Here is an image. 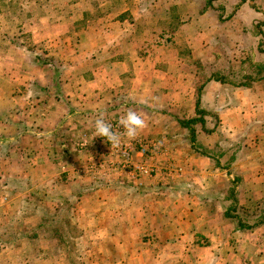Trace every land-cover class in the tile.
I'll use <instances>...</instances> for the list:
<instances>
[{
	"label": "rangeland",
	"instance_id": "rangeland-1",
	"mask_svg": "<svg viewBox=\"0 0 264 264\" xmlns=\"http://www.w3.org/2000/svg\"><path fill=\"white\" fill-rule=\"evenodd\" d=\"M113 9L119 16L112 15ZM203 9H211V14L204 19L207 23L204 28L202 20H197L186 35L179 33L181 26L192 20L190 13L198 16ZM165 12H169L168 17H165ZM176 31L179 34L175 40ZM176 41L182 46L177 44L174 50H169L170 47L168 50L161 49L176 44ZM186 41L194 44V56L190 57V50H186L188 48L183 44ZM262 41L264 0H0V154L5 158L0 160V264H96V260L106 264V258L102 256L106 253L105 238L99 237L104 243L96 253L93 250L96 244L91 242L93 239L89 241V238L84 237V229L78 225L81 212L76 203L83 200L79 198L81 195L78 196L81 193L77 192V185L87 187L89 184L94 186V182L102 184L106 177L115 174L113 172L128 173L133 180L150 178L159 172L155 155L161 147L158 140L142 138L138 134L134 140L122 137L119 146H113L105 138L93 137L94 122L101 115H94V120L87 115L89 118L83 125L91 123L93 133L86 128L87 132L82 131L76 134L77 137L70 136L73 141L75 137L77 141L82 139V144L64 148L70 153L67 163L71 168L73 165L79 168L71 173L67 169L62 172V158L55 155L53 169H50L43 162L46 147L37 137L36 140L32 138L30 134L33 132L27 128L28 122L32 125L33 116H18V110L34 107L38 109L35 120L44 117L39 109L44 108L42 103L47 100L44 92L48 84L50 87L52 83L51 77L44 73V63L55 64L57 73L76 74L74 81L81 75L84 79L79 82V86L86 87L91 80L93 66L73 62L90 57V54L102 55L101 51H97L99 48L92 50L93 45L98 43L99 47L106 45L104 48L107 53L102 57L103 61L111 56V51L115 58L125 57L126 54L135 58L124 85H134L133 78L142 69L145 81L138 77L136 84L139 89L146 84L155 89V70H164L167 68L162 67L164 61L181 53L182 58L189 56V63L193 64L189 75L192 72L198 76L195 82L197 98L204 85L208 84L206 79L214 73H220L229 79L228 85H224L232 104L242 97L244 100L247 98L241 92L230 94L233 90L247 87H239V84L249 82L255 87L259 98L255 96L253 99H257L258 112H262L260 116L264 118V78L261 79L264 68L261 74L258 70L259 65L264 64V54L258 48ZM157 56L162 59V64L160 60L156 63ZM63 81L64 76L62 79L59 76L56 83L61 84ZM217 90L213 89L208 98L210 108ZM29 95L34 97L28 99ZM200 105H203L202 102ZM209 110H204L207 128L199 121L192 124L197 131L195 144L191 145L187 128L180 125L187 133L184 136L188 142L186 146L203 155H212L219 160L221 168L229 170L232 177L225 183L227 193L223 201L227 211L231 210L232 205V200L227 199V196H230V189L235 188L239 207L263 218L264 176L253 181L250 187L248 182L244 184L238 167L245 154L243 145L238 141L242 136L241 127L247 119L243 117L236 126H228L217 112ZM197 111L195 118L200 119L201 115ZM172 116L177 117V122L192 119L186 116L180 118L181 115ZM228 119L225 116V121ZM105 121L110 122L107 119ZM17 124L20 125L18 130ZM233 127H238L240 131L234 132ZM123 132L121 128L117 133ZM22 139L24 143L31 144L32 151L37 153L36 159L31 161L35 162L31 163L34 166L31 168L32 173H35L32 186L24 177L26 173L20 170L26 166V162L19 161L18 157L10 159L13 148H17V154L28 152L21 144ZM125 145H128L127 148ZM125 149L131 153L128 161L123 155ZM253 149L260 157L264 156V150ZM251 152L248 147L247 153L251 155ZM141 165L153 167L152 175L139 173L136 167ZM245 166H248V162ZM254 166L264 173L263 161L260 160ZM76 171L80 172L74 179L73 173ZM54 173L58 175L54 176ZM85 176L92 177L94 182L91 183ZM247 186L251 189L248 190ZM27 188L31 189L29 193L24 191ZM262 228L257 237H241L238 251L231 256H228L230 252L237 249L233 243L236 240L221 237L224 242H232L224 248L227 264H264V226ZM206 243L205 240L202 242L203 245ZM250 247L252 253L248 252ZM234 255L239 256L236 259Z\"/></svg>",
	"mask_w": 264,
	"mask_h": 264
},
{
	"label": "crops",
	"instance_id": "crops-1",
	"mask_svg": "<svg viewBox=\"0 0 264 264\" xmlns=\"http://www.w3.org/2000/svg\"><path fill=\"white\" fill-rule=\"evenodd\" d=\"M111 12L113 16H119L115 9ZM190 14L192 20L184 23L179 33L186 35L197 20H202V28H204L207 24L204 19L211 14V9H203L197 14L198 16L194 13ZM164 15L168 17L169 12H165ZM175 33L176 40L179 33L178 31ZM177 44L182 46V43L176 41V44L172 43L161 49L168 50L170 47L169 50H174L177 47H173ZM183 44L188 48L186 50H190V57L194 56V44H189L187 41ZM104 47L106 45L99 47L96 43L92 50L99 48L97 51H101L102 55L90 54V57L75 59L73 62L93 66L91 80L86 87L79 86V82L84 79L81 75H78L74 81L76 74L57 73L55 64L44 63L42 67L45 71H43L46 76L51 77L52 82L44 92V97L47 99L42 103L44 108L39 109L44 117L36 121L34 116H37L38 109L34 107L18 110L19 117L26 114L33 116L32 125L28 122L27 128L33 132L30 136L35 137V140L37 137L46 147L43 152V162L53 169L52 165L56 160L54 156L62 158L63 160L60 159L62 169L65 170L62 172H66L67 169L71 173L79 168L76 165L70 167L67 163L70 153L64 148L82 142V139L76 140V134L87 132V129L93 133L91 123L88 126L83 125L89 118L87 115H90L92 120L95 119L94 115L97 117L102 115L106 117L105 120H110V124H115L128 111H134L145 120L146 126L139 132V136L158 140V145L161 147L155 155L159 162L157 166L159 172L155 176L133 180L128 173L113 172L115 174L106 177L102 184L94 182L92 177L85 176L91 180V183L94 182V186L77 185L76 190L81 193L77 194L81 195L79 198L83 200L82 203L79 201L76 203L77 209L81 212L78 225L84 229V237L89 238V241L93 239L91 242L96 244L95 249L93 248L96 253L101 250V244L106 243V253L102 255L106 258V264H227V252L224 253V248L232 242L229 240L224 242L221 237L236 240L233 243L237 249L230 252L228 256H231L238 251V246L242 243L241 237H257L264 225L241 230L236 227L235 222L226 219L223 201L226 199L227 191L224 186L232 175L229 170L219 166L216 158L189 149L186 146L187 139L184 138L187 133L176 121L177 117L172 115H181L180 118L183 116L195 118L197 101L200 98V104L201 102L203 104L200 108L217 112L221 116L220 119L222 118L228 126L229 124L236 126L239 120L246 118L241 131L238 127H233V131L239 130L242 135L238 143L243 145L245 154L238 167L241 169L244 184L248 182L251 187L253 181L264 176V173L260 170L259 172L254 166L260 160L264 162V156L260 157L253 149L255 147L257 150H264V118L260 116L262 112H258L257 99L256 102L253 99L255 96L258 97V91L254 86L233 90L230 94L241 92L247 98L244 100L242 97L232 104L227 98L229 95L225 92L226 84L207 78L208 84L204 85L201 95L197 98L195 82L198 76L192 72L189 75L193 64L189 63V56L182 58L181 53L176 57H170L163 64L159 56L155 57L156 63L160 60L162 67H167L164 70H155L153 79L157 83L155 89L150 88L148 84L139 89V85L136 84L138 77L139 80L145 81V76L141 74L142 69L135 74L134 85H124L127 72L131 69L135 58L129 54L115 58L111 51V56L103 61L102 57L107 53ZM59 76L61 79L64 76L61 84L56 83ZM213 89L218 90L214 93V102L210 108L208 98ZM29 96L28 99L34 97ZM30 102L34 101L30 100ZM225 116L229 117L226 121ZM204 119L205 126L208 121L205 116ZM255 125L256 127L253 128ZM33 126L34 130H32ZM19 128L20 125L17 124L16 130ZM70 136H76L74 138L76 141ZM23 139L21 144H24L26 147L24 149L28 152L17 154L15 152L17 148H13L10 159L18 157L19 161L26 162V166H22L20 170L26 173L24 177L32 186L34 180L32 176L35 173H32L31 168L34 166L31 163L35 164V162L31 161L36 159L37 153L32 151L33 146L24 143ZM190 142L193 145L191 139ZM248 147L252 151L251 155L247 153ZM33 150L37 151V149ZM0 160H5L2 154ZM246 162L248 166H245ZM78 172L80 171L73 173L74 179L77 178ZM54 174V176L58 175ZM51 178L47 180L50 181ZM250 187L248 190L251 189ZM24 191L29 193L31 189L27 188ZM11 203L12 201L9 205ZM99 237H104V242L100 241ZM203 239L207 242L206 245L202 244ZM248 252H253L251 247ZM241 254L243 256L244 253ZM234 256L237 259L239 255ZM129 259L131 260L127 261ZM96 262L100 264L99 261Z\"/></svg>",
	"mask_w": 264,
	"mask_h": 264
},
{
	"label": "trees",
	"instance_id": "trees-1",
	"mask_svg": "<svg viewBox=\"0 0 264 264\" xmlns=\"http://www.w3.org/2000/svg\"><path fill=\"white\" fill-rule=\"evenodd\" d=\"M263 43H264V41H262L258 45V48H259V51L264 54V48H263L264 44ZM263 68H264V64L261 63L259 65V68H258L259 74H261ZM262 78H264V76H262L261 79ZM210 80H215V81H218V82H221L223 84L228 85L227 81L229 79H227L224 75H222L220 73H214L210 77ZM238 86L239 87L240 86L250 87V86H252V84L249 82H243V83L239 84ZM197 108H198L197 112L200 113V115H201L200 119L192 118L190 120H179L180 125L182 127L187 128L193 144H195V140H196V129L194 127H192V124L196 123L198 121L205 123V119H203V118H204V115H206V113L203 109L200 108V98H198V101H197ZM202 154H204V153H202ZM206 155H208V154H206ZM208 156L215 158L212 155H208ZM217 162H219V160H217ZM235 194H237V191L235 190V188H231L230 189V196H227V199L230 198L232 200L231 210L225 211V217L233 220L236 223L237 227L241 230H250V229L260 227L261 225H264V216H263V218L258 217V215L254 216V215L250 214L249 211L244 210L242 207H239L238 201H237V199H235ZM262 206L264 207V201H263ZM242 209L244 211L243 213L240 212V210H242ZM258 218H260V219H258Z\"/></svg>",
	"mask_w": 264,
	"mask_h": 264
},
{
	"label": "clouds",
	"instance_id": "clouds-1",
	"mask_svg": "<svg viewBox=\"0 0 264 264\" xmlns=\"http://www.w3.org/2000/svg\"><path fill=\"white\" fill-rule=\"evenodd\" d=\"M120 126L124 129L122 134L113 130L110 123L106 122L103 116L98 117L94 122V136L105 138L111 145L119 146L122 137L128 140H134L139 132L146 126L145 120L141 115L134 111H128L119 121Z\"/></svg>",
	"mask_w": 264,
	"mask_h": 264
},
{
	"label": "built area",
	"instance_id": "built-area-1",
	"mask_svg": "<svg viewBox=\"0 0 264 264\" xmlns=\"http://www.w3.org/2000/svg\"><path fill=\"white\" fill-rule=\"evenodd\" d=\"M119 121L118 120L115 124H111L112 127H113V130L115 132H118L122 127L120 126L119 124ZM142 144V143H141ZM126 148L128 145H125ZM118 147V146H117ZM123 155L125 156L126 160L128 161L129 159H131V153L130 151H127L126 149L123 151ZM153 168V167H152ZM151 167H147L145 165H141V166H137L136 167V170L139 172V173H142V174H149V175H152V172H153V169Z\"/></svg>",
	"mask_w": 264,
	"mask_h": 264
}]
</instances>
